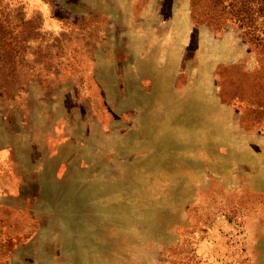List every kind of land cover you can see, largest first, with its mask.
Returning a JSON list of instances; mask_svg holds the SVG:
<instances>
[{
	"label": "rangeland",
	"instance_id": "374dc122",
	"mask_svg": "<svg viewBox=\"0 0 264 264\" xmlns=\"http://www.w3.org/2000/svg\"><path fill=\"white\" fill-rule=\"evenodd\" d=\"M0 264H264V42L206 0H0Z\"/></svg>",
	"mask_w": 264,
	"mask_h": 264
},
{
	"label": "trees",
	"instance_id": "16d2710c",
	"mask_svg": "<svg viewBox=\"0 0 264 264\" xmlns=\"http://www.w3.org/2000/svg\"><path fill=\"white\" fill-rule=\"evenodd\" d=\"M217 17L228 18L253 44L264 42V0H206Z\"/></svg>",
	"mask_w": 264,
	"mask_h": 264
},
{
	"label": "bare ground",
	"instance_id": "6f19581e",
	"mask_svg": "<svg viewBox=\"0 0 264 264\" xmlns=\"http://www.w3.org/2000/svg\"><path fill=\"white\" fill-rule=\"evenodd\" d=\"M157 85V84H156ZM157 89V88H156ZM154 93V92H153ZM153 122V121H152ZM151 127V126H150Z\"/></svg>",
	"mask_w": 264,
	"mask_h": 264
}]
</instances>
